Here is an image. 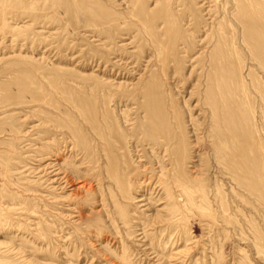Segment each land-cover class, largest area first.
I'll use <instances>...</instances> for the list:
<instances>
[{"label":"rangeland","instance_id":"rangeland-1","mask_svg":"<svg viewBox=\"0 0 264 264\" xmlns=\"http://www.w3.org/2000/svg\"><path fill=\"white\" fill-rule=\"evenodd\" d=\"M263 45L264 0H0V264H264V198L223 158L251 139L264 166Z\"/></svg>","mask_w":264,"mask_h":264},{"label":"bare ground","instance_id":"bare-ground-1","mask_svg":"<svg viewBox=\"0 0 264 264\" xmlns=\"http://www.w3.org/2000/svg\"><path fill=\"white\" fill-rule=\"evenodd\" d=\"M93 1V0H92ZM90 2V1H89ZM95 2V1H94ZM163 2V1H162ZM166 2H167V0H166ZM143 3V2H142ZM141 3V6H140V8L139 9H137L136 10V12H134L135 14H136V16L140 19V21H141V24L142 25H144L145 27H146V29H150V28H152L151 27V21L155 18V15H156V13H152L151 15H148L147 13H146V10H145V8H144V4H142ZM168 4V3H167ZM99 5H100V3H99ZM169 6V5H168ZM98 7V6H97ZM102 7V6H101ZM97 9V8H96ZM102 9V8H101ZM159 9V8H158ZM148 11V10H147ZM157 11V10H156ZM249 11V10H248ZM160 12V11H159ZM163 12H164V17H162V18H165V20H166V22H167V28H168V30H169V37H168V41H171V40H173V35H175V32H176V30H175V25H174V23L172 22V19L170 18L171 16H169V14H168V11L166 10V9H164L163 10ZM149 13V12H148ZM169 13H170V11H169ZM150 14V13H149ZM250 14V13H249ZM174 15V14H173ZM243 15V14H242ZM253 16V15H252ZM250 17V16H249ZM156 18H157V16H156ZM159 18V17H158ZM161 18V19H162ZM248 18V17H247ZM254 18V17H253ZM138 19V20H139ZM263 19V18H262ZM163 20V19H162ZM246 21V20H245ZM261 22V21H260ZM116 23V22H115ZM244 24H246V23H244ZM248 25H251V24H249V23H247ZM246 24V25H247ZM177 25V24H176ZM247 25V26H248ZM144 27V28H145ZM261 27V26H260ZM249 28V27H248ZM180 29V28H179ZM259 30H260V28H259ZM263 30V29H262ZM153 31V30H152ZM151 30H150V32H152ZM155 32V31H154ZM165 32V31H164ZM149 34V33H148ZM180 34V33H179ZM233 34V33H232ZM235 34V33H234ZM247 34H248V32H247ZM246 34V35H247ZM156 35V34H155ZM170 35H172V37L170 36ZM164 36H165V34H164ZM176 36V35H175ZM179 36V35H178ZM220 36V35H219ZM233 36V35H232ZM244 36V35H243ZM248 36H249V34H248ZM183 37V36H182ZM228 37H230V39L232 38L231 36H229L228 35ZM246 37V36H245ZM263 37V36H262ZM178 38V37H177ZM176 38V39H177ZM163 39V38H162ZM230 39H229V41H230ZM156 40H159V38H157ZM180 40V39H179ZM225 40V39H224ZM164 41H166L165 39H164ZM232 41V40H231ZM180 42V41H179ZM233 42V41H232ZM232 42H230V44L232 43ZM249 42V41H248ZM163 43V42H162ZM161 43V44H162ZM172 43V42H171ZM174 43V44H173ZM172 44H171V47L172 46H174L175 45V43H176V41L175 42H173ZM181 43V42H180ZM244 43V42H243ZM160 44V45H161ZM167 44H169V42H167ZM233 44V43H232ZM179 45V44H178ZM248 45V44H247ZM164 46V45H163ZM162 46V47H163ZM216 46V45H215ZM220 46V45H219ZM264 46V45H263ZM166 47H167V49H169V47L166 45ZM165 47V48H166ZM175 47V46H174ZM218 47V46H217ZM229 47V46H228ZM164 48V49H165ZM220 48V47H219ZM163 49V48H162ZM172 51H174L175 49L172 47ZM215 50L216 49H218V48H214ZM222 49V48H221ZM220 49V50H221ZM252 49V51L254 52V54H255V56L259 59L258 61H259V64H260V67L262 66L263 67V69H264V52L262 53L263 55H259L257 52H255V51H257V50H255V47H252L251 48ZM184 50V49H183ZM214 50V51H215ZM164 51V50H163ZM168 50H166L165 51V54H166V52H167ZM170 51V50H169ZM218 51V50H217ZM239 51V50H238ZM223 52V51H222ZM232 52V51H231ZM236 52V51H235ZM259 52V51H258ZM164 52H162V54H163ZM233 53V52H232ZM261 53V52H260ZM192 54V53H191ZM230 55V54H229ZM232 55V54H231ZM164 56V58H162V62H163V64L165 65V55H163ZM233 56V55H232ZM241 57V56H240ZM253 57V56H252ZM223 59H224V57H223ZM222 59V60H223ZM256 59V58H255ZM237 60V59H236ZM254 60V59H253ZM211 60H209V62H210ZM215 61V60H214ZM225 61V60H224ZM227 61H229V60H227ZM209 62H208V64H209ZM239 62V61H238ZM245 62V61H244ZM215 63V62H214ZM218 63H220V62H218ZM258 63V62H257ZM217 64V63H216ZM238 64V63H237ZM258 64V65H259ZM220 65H221V63H220ZM166 66V65H165ZM221 66H223V65H221ZM217 67V66H216ZM225 68V67H224ZM236 68V67H235ZM240 68V67H239ZM230 70V69H229ZM240 71V70H239ZM252 71V70H251ZM227 72V71H226ZM228 72H230V71H228ZM215 73V72H214ZM218 73V72H217ZM232 73V72H231ZM236 73H238V72H236ZM257 73V72H256ZM238 75V74H237ZM247 75H248V73H247ZM227 76V75H226ZM216 77V76H215ZM221 77H222V75H221ZM220 77V78H221ZM236 78H238V77H236ZM162 79V78H161ZM216 79V78H215ZM218 79V78H217ZM222 79V78H221ZM223 80H225L224 79V76H223ZM222 80V81H223ZM238 80V79H237ZM219 81V80H218ZM230 82V81H229ZM238 82V81H237ZM148 83V82H147ZM147 83H146V85H147ZM242 83V82H241ZM240 84V83H239ZM256 84V83H255ZM159 85V84H158ZM244 85H245V83H244ZM253 85H254V83H253ZM259 85H260V83H259ZM151 86V85H150ZM219 86L221 87V89L222 90H225L228 86H227V84L226 83H224V82H219ZM231 86V85H230ZM255 87H256V85H254ZM258 86V85H257ZM215 87V86H214ZM239 87V85L237 86V88ZM259 87V86H258ZM258 87H256V88H258ZM261 87V86H260ZM150 88V87H149ZM156 88V85H154V86H151V88L150 89H146V91L144 92V107H145V109H146V111H147V113H148V115H149V119H150V122H151V124H152V129H154L155 131H157V132H159V133H163V134H166L167 135V139L168 140H170V141H172V138H173V135H172V132L173 131H171L172 129L170 128V126H169V124H168V121H167V118H166V116H165V113H164V109H163V101H161V97H160V94H159V91H158V89H155ZM242 88H244V87H242ZM263 88V87H262ZM244 90V89H243ZM258 90H259V88H258ZM245 91V90H244ZM209 92H210V90H209ZM208 92V93H209ZM259 92H261L260 90H259ZM230 93V92H229ZM264 93V92H263ZM252 94V93H251ZM171 95V94H170ZM245 97V96H244ZM167 98V97H166ZM263 98V97H262ZM261 98V99H262ZM207 100V99H206ZM170 101H172V100H170ZM204 101H205V99H204ZM249 101V100H248ZM174 102V101H173ZM225 102V101H224ZM247 104V103H246ZM253 104V103H252ZM208 105V104H207ZM255 106H256V104H255ZM171 107H172V105H171ZM212 107V106H211ZM167 108V107H166ZM174 109V108H173ZM230 109V108H229ZM238 109V108H237ZM216 110V109H215ZM256 110V109H255ZM229 111V110H228ZM231 111H232V109H231ZM257 111V110H256ZM212 112V111H211ZM219 112V111H218ZM232 113V112H231ZM174 115V114H173ZM214 115V114H213ZM212 115V116H213ZM231 115V114H230ZM175 116V115H174ZM257 116V115H256ZM226 117V116H225ZM175 118V117H174ZM173 118V119H174ZM231 118V117H230ZM229 119V118H228ZM169 120V119H168ZM176 120V119H175ZM234 120V119H233ZM248 120V119H247ZM177 121V120H176ZM174 122V121H173ZM231 122V121H230ZM235 122V121H234ZM172 124V123H171ZM228 124V123H227ZM231 124V123H230ZM183 125V124H182ZM235 125V124H234ZM180 126V125H179ZM193 126V125H192ZM233 126V125H232ZM227 127H229V125L227 126ZM230 128H233V127H231L230 126ZM237 128V127H236ZM263 128V127H262ZM177 130H178V128H177ZM223 130V129H222ZM263 130V129H262ZM232 131H233V129H232ZM239 131V130H238ZM178 132H180V131H178ZM187 132V131H186ZM221 132V131H220ZM236 132H237V130H236ZM185 133V132H184ZM189 133V132H188ZM177 135V134H176ZM179 135H180V133H179ZM183 135V134H182ZM249 135V134H248ZM246 139H247V137H245ZM256 138V137H255ZM174 139V138H173ZM227 139V138H226ZM234 139V138H233ZM239 139V138H238ZM245 139V140H246ZM250 139V138H249ZM252 139H254V138H252ZM177 140V139H176ZM232 139H230V141H231ZM245 140L243 141V142H245ZM251 140V139H250ZM250 140H246V142H245V144H246V148L247 149H243V147H242V145H241V147H240V145L238 144V150H236L235 148V153H233V155H230L229 154V149H228V151H227V155H226V157L224 156L223 158L227 161V163H228V165H232V170L230 169V171H231V173H232V171H233V174H235L236 175V177H237V179L239 178V181H240V183L241 184H246L247 185V187L249 188V192H255L256 194L258 193L260 196H261V199L262 198H264V171H263V167L264 166H262V168H261V166L259 165V163H258V161H259V156H262V155H260V154H258L257 155V153H256V151H254V150H252V148H251V145H250ZM233 141V140H232ZM252 141V140H251ZM255 142H257L256 141V139L254 140ZM189 142V141H188ZM222 142V141H221ZM227 142V141H226ZM238 142V141H237ZM178 143V142H177ZM182 143V142H181ZM239 143V142H238ZM242 142H240V144H241ZM167 144V143H166ZM173 144V143H172ZM188 144H190V142L188 143ZM221 144V143H220ZM227 144V143H226ZM229 144V143H228ZM228 144H227V146H228ZM232 144V143H231ZM236 144V143H235ZM256 145H257V143H255ZM182 145V144H181ZM191 145V144H190ZM222 145V144H221ZM220 145V146H221ZM237 145V144H236ZM255 145V146H256ZM174 147L172 148V154H173V156H174V159H175V161H176V163H178V164H180V162H178V159H179V155H178V152H177V147H178V145L177 144H175V145H173ZM189 146V145H188ZM229 147V146H228ZM184 148V147H183ZM222 149V148H221ZM231 149V148H230ZM239 149H241V150H239ZM259 149V148H258ZM233 150V149H232ZM182 151V150H181ZM217 151V150H216ZM258 151V150H257ZM225 152V151H224ZM224 152L222 153V154H224ZM261 152V151H260ZM182 153V152H181ZM231 153V154H232ZM182 155V154H181ZM180 155V156H181ZM188 155H190V154H188ZM233 156V157H232ZM231 158H233V162L231 161V163H229V161L231 160ZM172 159V158H171ZM181 159H182V157H181ZM188 159V158H187ZM193 159V158H192ZM226 161H225V163H226ZM260 161H261V159H260ZM259 161V162H260ZM222 163V162H221ZM224 163V164H225ZM226 163V164H227ZM183 164H184V162H183ZM262 164H263V162H262ZM264 165V164H263ZM179 166V165H178ZM227 167V166H226ZM179 168V167H178ZM181 169V168H180ZM183 169V168H182ZM186 171V170H185ZM227 171V170H226ZM186 174V173H185ZM232 174V175H233ZM234 175V176H235ZM189 176V175H188ZM231 176V175H230ZM233 176V177H234ZM232 177V179L234 180V178ZM181 178H182V176H181ZM179 179V178H178ZM187 179H189V178H187ZM236 179V181L238 182V180ZM181 181H182V179H181ZM183 181H184V179H183ZM189 181V180H188ZM118 182H120V181H118ZM239 183V182H238ZM184 184H186L185 182H184ZM183 184V185H184ZM237 184V183H236ZM121 185V184H120ZM246 185H245V187H246ZM185 187H187V185H184ZM244 186V185H243ZM242 186V187H243ZM188 187H190V186H188ZM191 188V187H190ZM186 189V188H185ZM185 189H184V191H185ZM246 189V188H245ZM188 190V189H187ZM247 190V189H246ZM193 191V190H192ZM187 192V191H186ZM246 192V191H245ZM199 193V192H198ZM190 195V194H189ZM192 196V195H191ZM263 196V197H262ZM189 198V197H188ZM190 198H192L193 199V197H190ZM207 198V197H206ZM191 201V200H190ZM193 201V200H192ZM221 201H222V198H221ZM207 209V208H206ZM212 209V208H211ZM203 210H204V208H203ZM207 210H209V209H207Z\"/></svg>","mask_w":264,"mask_h":264}]
</instances>
